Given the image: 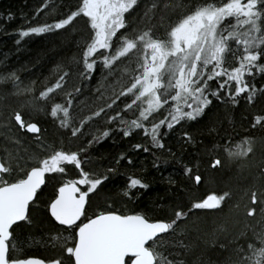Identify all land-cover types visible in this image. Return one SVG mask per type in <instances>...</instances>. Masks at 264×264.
<instances>
[{"label": "snow or ice", "instance_id": "1", "mask_svg": "<svg viewBox=\"0 0 264 264\" xmlns=\"http://www.w3.org/2000/svg\"><path fill=\"white\" fill-rule=\"evenodd\" d=\"M49 2H43L33 18L39 17ZM139 3L140 0H78L51 22L32 23L26 17L27 26L17 31L19 45L23 37L63 35L84 22L87 36L80 57L82 68L75 74L71 68L58 65L55 80L45 84L38 94L36 81L21 80L18 73L22 69H8L0 74V83L11 85L9 95L28 96L26 106L34 112L44 111L36 101L49 104L47 114L58 118L60 127L83 143L75 150L61 148L43 157H29L31 164L7 150L0 156V264H186L180 258L181 251L169 250L191 249L192 245L178 239V234L184 233L193 216L205 211L222 213V206L232 200L231 189L213 191L187 205L170 206L168 213L158 219L141 212L117 211L110 198L104 207H94V197L105 190L112 175L119 174L120 162L134 164L132 156L121 152L104 171L89 167L94 145L112 133L125 138L134 132L149 137V142L131 145L136 152L150 153L156 149L170 153L164 137L175 126L183 128L182 122L202 117L206 109L210 110L212 97L224 101L227 96L233 105L240 103L241 95L249 105L258 98L264 99V85L258 88L255 83L257 74L264 75V0H208L192 7L184 0L163 4L161 0H150L151 6L144 12V28L130 27V17ZM168 13L174 14L175 19ZM229 17L234 23H226ZM161 26L163 32L157 35L155 29ZM113 38L117 41L115 48ZM228 54L235 66L228 62ZM98 61L106 75H116L119 91L113 88L107 99L101 93L102 103L74 124L69 111L81 94L82 82L96 72ZM121 66L124 73H129L127 80L121 79ZM73 75L77 82L69 87ZM214 79L218 87L210 88L209 81ZM56 96L64 97L63 102H57ZM118 102L119 107L114 110ZM165 105H169L166 114L157 119L154 113ZM126 112L135 118L128 119ZM3 119L10 128L41 133L39 123L30 115L26 118L20 109L12 108ZM96 119H103V128L93 127ZM251 128L264 130V114L253 115ZM181 136L186 138L185 143L196 142L189 131H183ZM256 142L253 136L239 142L226 137L223 145L214 146L225 156L213 151L210 167L219 169L251 161L256 154ZM153 158V166L159 167L160 156L153 153ZM66 165L72 166L74 175H69ZM257 171V178L245 192L249 202L244 205V219L252 223L228 233L223 241L214 232L211 239L204 241L205 245H218L228 255L223 261L200 259L198 264H264V161L257 165ZM184 173L194 185H200L204 179L198 168L194 172L192 167L185 166ZM53 180V194L42 202L40 196ZM148 188L145 177L130 175L118 194L131 202L140 190ZM38 212H43L51 225L49 238L60 241L59 245L53 244L59 249L57 254L50 258L14 255L19 239L17 229L34 226L37 221L45 223V219L34 215Z\"/></svg>", "mask_w": 264, "mask_h": 264}, {"label": "trees", "instance_id": "2", "mask_svg": "<svg viewBox=\"0 0 264 264\" xmlns=\"http://www.w3.org/2000/svg\"><path fill=\"white\" fill-rule=\"evenodd\" d=\"M43 2L49 0H0V74L5 73L8 69L20 68L18 73L21 80L25 83L36 81V94L47 84L55 80L57 66L62 68H71L75 74L82 63L80 57L83 50L84 39L87 36L84 22L81 21L74 29L63 35L44 34L40 36L23 37L19 45L16 44L18 38L17 31L26 27L25 18L32 20V23L51 22L68 10L69 7L75 6L78 0H50L49 7L41 12L39 17L33 18L34 11L41 6ZM168 0H161V4ZM188 7L208 2V0H184ZM219 2V0H217ZM55 5V7H53ZM150 0H140L138 10L130 17V27L138 26L144 28L146 23L144 12L150 7ZM171 19L175 15L168 13ZM226 23H234L233 18L229 17ZM124 31V30H121ZM156 34L163 32V26L155 29ZM119 33V32H118ZM120 35V33H119ZM117 41H113L114 48ZM234 46V41L231 42ZM103 51V50H101ZM5 57L7 59L5 60ZM76 57V60H73ZM123 59V58H122ZM228 62L235 66L231 54H228ZM227 66V65H226ZM118 69L122 80H127L129 73H124ZM211 66H209L210 68ZM248 77H246L247 79ZM116 75H106L101 62L97 63V70L92 74L90 80L82 82L81 94L76 97V103L73 104L69 111L72 123H78L81 117L89 114L100 103L101 93L107 99L113 94V88L119 91V86L115 83ZM76 76L73 75L69 81L71 84L76 83ZM255 83L259 88L264 85V75L257 74ZM210 88L218 87L214 79L209 81ZM10 84L0 83V152L4 155L5 150L12 154L13 157L19 156L28 160L31 164L32 156H39L42 152L51 153L53 150H75L81 143L82 139H73L68 134V130L61 128L58 118H52L47 114L50 105L41 101L36 103L44 109L43 112H34L26 106L28 96L9 95ZM99 89V92L97 91ZM54 95V94H53ZM57 102H63L64 97L56 96ZM127 99V97L122 98ZM210 110L206 109L205 114L196 121L182 122L183 128L175 126L174 129L164 137L167 149L171 152H160L153 149L150 153L143 150L136 152L131 145L137 142H149L150 138L134 132L131 137H123L117 132L112 133L109 137L95 144L91 150V167L97 171H104L107 166L113 163L119 153L125 152L132 156L134 164L128 166L126 161L120 162L119 174L112 175L107 187L98 197H94V207H104L106 199L114 201V208L117 211L132 213L141 212L151 219L162 218L168 213L169 207L176 203L187 205L191 200L203 198L209 190L217 193L225 189H231L233 192L232 200L223 207V212L205 211L192 217L187 224L183 234H178V239H183L185 244H191V249H169L182 252L181 259H185L186 264H198L200 259H210L213 262L223 261L228 255L226 249H220L219 246L207 247L204 243L206 239H211L214 232L217 233L218 239L223 241L228 233L243 228L245 224L252 222L244 219V205L247 204L248 196L245 195L254 180L258 176L257 165L264 161V130L259 128L252 129L251 121L255 114H264V99L258 98L257 102L249 105L243 95L239 98L240 103L233 105L231 100L225 96L224 101H218L214 97ZM172 102L170 101V104ZM119 107L114 106V110ZM169 105L154 115L163 118ZM12 108L22 110L26 118L37 121L41 127L39 135H31L23 130L11 127L3 119V115L11 111ZM62 116V113L60 114ZM103 115V114H102ZM128 119H134L132 113L126 112ZM91 123V122H89ZM110 126V125H109ZM88 126L86 125V128ZM93 127H104L103 119H96ZM161 131H164L162 129ZM189 131L195 138V143H185L181 133ZM88 132H85L87 138ZM246 136H253L257 142L255 145V156L251 161H245L243 165L238 163L227 164L223 168L213 169L210 167L211 153L216 151L217 154L224 157L225 154L220 149H214L215 145H223L225 138L230 137L234 142H239ZM17 141H19L17 143ZM3 147V148H2ZM15 152V153H14ZM153 153L160 156L159 167H154ZM185 166L197 168L204 177L200 185H194L184 173ZM70 169L69 175H74V169L71 165H66ZM135 175L145 177L149 183V188L140 190L134 201H127L119 195L120 189L126 184L127 177ZM55 181L48 183L41 201L48 200L53 194L52 185ZM239 205V207H236ZM43 205L41 204V207ZM41 219L44 218L43 212L34 213ZM237 223V225H236ZM223 226V227H221ZM255 226V225H254ZM51 225L45 219L44 224L39 221L34 226H25L17 229L18 242L14 250L16 256H36L38 258H50L57 254L58 247L54 248L53 244L59 245L60 241H54L49 238L48 228ZM202 253L205 255L202 257ZM171 258V257H170Z\"/></svg>", "mask_w": 264, "mask_h": 264}, {"label": "rangeland", "instance_id": "3", "mask_svg": "<svg viewBox=\"0 0 264 264\" xmlns=\"http://www.w3.org/2000/svg\"><path fill=\"white\" fill-rule=\"evenodd\" d=\"M117 36H119V33H117ZM114 40H116V38H113V41ZM117 44V43H116ZM117 46V45H116ZM234 46V45H233ZM129 113H131V112H129ZM2 135V131L0 130V136ZM0 142H1V139H0ZM3 148V147H2ZM1 149V148H0ZM10 152V151H9ZM15 153V152H14ZM45 155H47V152H42V154L41 155H39L40 157H43V156H45ZM214 190H209V192H208V194H210L211 192H213ZM252 222V221H251ZM236 225H237V223H236ZM255 227H257V228H259L260 227V225L259 224H255Z\"/></svg>", "mask_w": 264, "mask_h": 264}, {"label": "water", "instance_id": "4", "mask_svg": "<svg viewBox=\"0 0 264 264\" xmlns=\"http://www.w3.org/2000/svg\"><path fill=\"white\" fill-rule=\"evenodd\" d=\"M29 134H31V135H39V133L37 134V133H29ZM0 156H1V154H0ZM47 179V178H46ZM83 219V218H82Z\"/></svg>", "mask_w": 264, "mask_h": 264}, {"label": "flooded vegetation", "instance_id": "5", "mask_svg": "<svg viewBox=\"0 0 264 264\" xmlns=\"http://www.w3.org/2000/svg\"><path fill=\"white\" fill-rule=\"evenodd\" d=\"M0 154H1V156H3L1 152H0Z\"/></svg>", "mask_w": 264, "mask_h": 264}, {"label": "bare ground", "instance_id": "6", "mask_svg": "<svg viewBox=\"0 0 264 264\" xmlns=\"http://www.w3.org/2000/svg\"><path fill=\"white\" fill-rule=\"evenodd\" d=\"M206 196V195H205Z\"/></svg>", "mask_w": 264, "mask_h": 264}]
</instances>
